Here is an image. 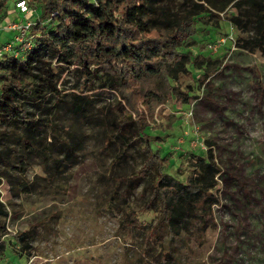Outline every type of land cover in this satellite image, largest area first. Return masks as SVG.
<instances>
[{
	"label": "trees",
	"instance_id": "trees-1",
	"mask_svg": "<svg viewBox=\"0 0 264 264\" xmlns=\"http://www.w3.org/2000/svg\"><path fill=\"white\" fill-rule=\"evenodd\" d=\"M17 1L26 2L34 22L0 58V183H11L14 195L39 186L47 195L72 167L92 158L103 194L98 210L116 220L135 260L181 264L188 241L202 245L215 227L221 170L211 155L193 154L183 180L170 174L167 155L153 143L161 137L149 130V106L168 99L192 104L194 90H181L177 77L191 67L202 70L205 80L219 65L185 49L198 34L199 14L225 15L235 30V48L264 56V0H202L205 7L192 3L183 10L162 0ZM229 8L234 14H226ZM68 72L84 78L79 90L63 88ZM94 81L96 92L85 93ZM96 96L110 101L100 105ZM31 164L43 175L27 180ZM1 197L2 257L24 234L7 230ZM144 215H150L147 222Z\"/></svg>",
	"mask_w": 264,
	"mask_h": 264
},
{
	"label": "rangeland",
	"instance_id": "rangeland-1",
	"mask_svg": "<svg viewBox=\"0 0 264 264\" xmlns=\"http://www.w3.org/2000/svg\"><path fill=\"white\" fill-rule=\"evenodd\" d=\"M14 1H5L1 45L13 37L6 29L8 22H34L33 11L20 15ZM202 2L162 0L175 10L192 3L205 7ZM216 14H199L198 34L185 46L193 54L218 60L214 74L202 80L203 71L189 67L190 73L179 75L175 84L194 90L193 103L152 102L148 125L161 137L153 143L167 155L168 172L179 180L192 170L193 154L211 155L221 170L215 192L219 203L212 207L215 227L205 233L202 245L188 241L181 264H264V56L235 48V30L225 15ZM62 80L66 90H79L84 82L70 72L62 74ZM97 83H91L93 90L86 91V85L83 91L96 92ZM96 100L100 105L110 101L103 96ZM99 174L97 163L87 158L55 181L56 191L47 195L40 186L14 195L11 183L2 179L7 230L24 235L22 243L0 256V264H148L135 260L136 252L117 230L116 220L98 210L96 200L103 195ZM36 175L43 172L31 164L25 178ZM149 218L144 215V222Z\"/></svg>",
	"mask_w": 264,
	"mask_h": 264
},
{
	"label": "built area",
	"instance_id": "built-area-1",
	"mask_svg": "<svg viewBox=\"0 0 264 264\" xmlns=\"http://www.w3.org/2000/svg\"><path fill=\"white\" fill-rule=\"evenodd\" d=\"M15 8L20 15H24L28 12V8L25 1H17L15 3ZM29 27H30V23L26 20L8 22L6 29L8 31L15 32L13 38L14 41L10 43H4L3 45L0 44V58L3 56L4 52L11 51L13 44L21 43L24 40V36L27 33Z\"/></svg>",
	"mask_w": 264,
	"mask_h": 264
},
{
	"label": "crops",
	"instance_id": "crops-1",
	"mask_svg": "<svg viewBox=\"0 0 264 264\" xmlns=\"http://www.w3.org/2000/svg\"><path fill=\"white\" fill-rule=\"evenodd\" d=\"M20 16V15H19ZM18 21V20H17ZM20 21H22V20H20Z\"/></svg>",
	"mask_w": 264,
	"mask_h": 264
}]
</instances>
